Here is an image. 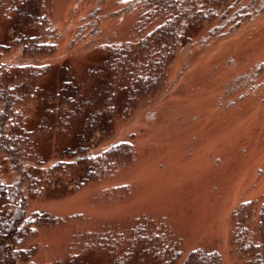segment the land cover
<instances>
[{"label":"trees","instance_id":"16d2710c","mask_svg":"<svg viewBox=\"0 0 264 264\" xmlns=\"http://www.w3.org/2000/svg\"><path fill=\"white\" fill-rule=\"evenodd\" d=\"M72 4L58 28L53 0H0V246L13 256H35L44 228L78 222L77 210L53 214L50 203L85 187L116 189L133 156L126 129L167 93L172 64L264 16V0ZM76 231L48 264H222L213 247L183 257L173 228L144 214ZM230 238L243 264H264V198L233 211Z\"/></svg>","mask_w":264,"mask_h":264},{"label":"rangeland","instance_id":"374dc122","mask_svg":"<svg viewBox=\"0 0 264 264\" xmlns=\"http://www.w3.org/2000/svg\"><path fill=\"white\" fill-rule=\"evenodd\" d=\"M72 7V0H53L52 23L63 28ZM170 70L177 77L167 93L126 129L133 156L115 177L116 189L85 187L50 203L53 214L77 210L78 222L44 228L34 238L35 256L0 246V264L57 261L76 230L143 214L173 228L183 257L213 247L222 264H243L230 231L241 202L264 198V16L183 54ZM90 264L106 263L98 257Z\"/></svg>","mask_w":264,"mask_h":264}]
</instances>
